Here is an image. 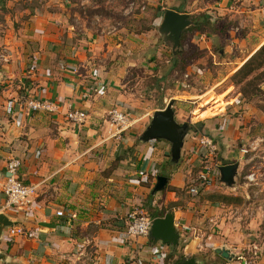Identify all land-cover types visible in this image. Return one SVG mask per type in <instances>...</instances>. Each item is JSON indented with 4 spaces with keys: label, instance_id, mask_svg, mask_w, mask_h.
<instances>
[{
    "label": "crops",
    "instance_id": "1",
    "mask_svg": "<svg viewBox=\"0 0 264 264\" xmlns=\"http://www.w3.org/2000/svg\"><path fill=\"white\" fill-rule=\"evenodd\" d=\"M60 1L59 7L66 10L63 3L67 0ZM146 1L156 7L159 19L164 9L186 14L201 10L197 3L227 13L235 8H264V0H174V5L167 6L162 5L167 0ZM192 5L196 9L188 11ZM123 7L122 13L127 14V2ZM29 19L26 24L34 33L24 36L31 47L27 54H22L20 38L8 29L0 35L7 57L0 65V189L6 160L17 157L18 179L35 184L36 192L24 210L4 209L0 192V213L23 231L7 239V228L1 230L0 264H175L190 257L194 264H264V228L257 241L245 242L236 231L229 237L210 232L186 237L188 231L179 230L181 225H187L189 231L194 228L196 217L188 208L185 185L203 161L193 152L200 132L188 129L187 123L177 118L186 114L193 122H209L205 124L207 133L220 139L219 147L226 146L237 138L224 114L232 103L223 111L194 118V108L185 112L173 99L174 121L186 124L179 158L173 162L167 140H138L152 111L162 107L135 110L136 102L120 91L116 70H106V65L90 61L87 53L70 46L72 25L61 24L63 19L54 11ZM61 43L70 49H61ZM25 87L38 98L59 101L57 111L20 110L13 100ZM68 103L86 114L79 127L64 118ZM114 105H121L135 119L120 133H113L105 116ZM159 175L166 177V182L153 192ZM133 208L143 209L150 218L172 213L178 242L171 247L153 242L148 233L127 236L125 216ZM58 209L61 216L55 214ZM217 248L226 249L229 258L215 252Z\"/></svg>",
    "mask_w": 264,
    "mask_h": 264
},
{
    "label": "rangeland",
    "instance_id": "2",
    "mask_svg": "<svg viewBox=\"0 0 264 264\" xmlns=\"http://www.w3.org/2000/svg\"><path fill=\"white\" fill-rule=\"evenodd\" d=\"M132 1L130 11L123 14V2ZM79 2L83 0H67L63 3L66 10H62L60 0H0V35L8 29L13 37L20 38L22 54H27L31 47L24 36L34 33L26 24L29 17L54 11L63 19L61 24L72 25L70 46L87 53L90 61L106 65V70H116L120 91L136 102L135 110L163 107V98L170 97L185 112L194 108L192 116L200 118L210 116L209 111H223L231 102L224 114L230 118L227 124L237 138L226 146L219 147L220 139L207 133L205 124L209 122H193L186 114L177 118L187 123L188 129L196 128L200 135L209 137L216 147L214 155L207 162L202 159L185 185L186 193L191 186L197 188L195 194H186L188 208L196 217L186 237L198 232L229 237L236 231L242 242L257 241L264 228V81L258 82L260 92L245 86L242 93V83L233 84L230 76L264 41V8H235L227 13L197 3L201 10L188 15L204 14L209 24L185 31L177 51L180 55L174 59L157 31V9L146 0H84L82 6ZM175 2L167 0L162 5ZM193 7L188 11L196 9ZM61 45L65 51L70 49L67 43ZM185 70L193 72L189 88L181 86L180 74ZM221 163L237 164L232 186H224L218 175L211 173L212 184L199 188L198 172L205 166L213 172Z\"/></svg>",
    "mask_w": 264,
    "mask_h": 264
},
{
    "label": "built area",
    "instance_id": "3",
    "mask_svg": "<svg viewBox=\"0 0 264 264\" xmlns=\"http://www.w3.org/2000/svg\"><path fill=\"white\" fill-rule=\"evenodd\" d=\"M84 2V0H83ZM83 2H79V5H83ZM133 5L132 2H127V8L130 10ZM142 4L139 8L143 9ZM202 39V35H199ZM7 57L3 46L0 44V65L6 62ZM192 72V71H191ZM191 72L188 70L183 71L180 74L181 86L184 88H189V82L191 78ZM193 73V72H192ZM26 91H22L18 97H16L13 102L18 106L20 110H25L27 112H56L59 101H53L46 98H38L34 94L29 92V88L25 87ZM170 97H164V105L170 100ZM163 105V106H164ZM107 122L113 127V133H120L128 128H130L135 119L121 105H114L108 108L105 112ZM65 120L75 127H79L83 124L86 114L84 111L74 108L70 103L67 104L66 110L64 112ZM194 154L207 162L208 159L215 153V144L207 136H199L195 141ZM20 166V160L17 157H10L6 160L4 164V179L1 185L0 192L4 200V209L14 208L17 210H24L29 207L32 202L35 192V184H24L18 179L17 170ZM205 170H200L197 174V185L199 188L206 189L212 184L213 176L211 173L216 175L217 168L213 172H210L207 166ZM215 171V172H214ZM190 194H195L197 192L196 187H189L187 190ZM153 202H151V205ZM57 216L62 215V210L58 209L55 211ZM151 218L147 215L146 211L141 208H133L125 216V234L129 237L146 236L148 233ZM180 231H188L187 225H181ZM23 233L19 226H10L5 231V236L7 239L19 236ZM255 251L256 248L254 247Z\"/></svg>",
    "mask_w": 264,
    "mask_h": 264
},
{
    "label": "water",
    "instance_id": "4",
    "mask_svg": "<svg viewBox=\"0 0 264 264\" xmlns=\"http://www.w3.org/2000/svg\"><path fill=\"white\" fill-rule=\"evenodd\" d=\"M189 24L190 19L186 13H180L172 9H164L162 11L157 31L161 35L162 41L169 46L172 54L179 50V35ZM219 52L222 53L221 50ZM172 105L173 99H170L162 108L152 111L149 122L139 134L138 140L146 141L154 138L167 140L170 144V159L176 162L179 158V149L182 144L186 124H178L174 121ZM236 167V163L218 165L219 182L227 187L232 186ZM165 182L166 177L161 175L157 176L153 186V192L162 189ZM13 225H15L13 221H10L6 215L0 213V232L3 228H8ZM148 235L153 242L160 241V243L173 247L178 242V231L173 224L172 213L151 218ZM215 252L225 258H229L228 252L224 248H217ZM175 264H194V258H185Z\"/></svg>",
    "mask_w": 264,
    "mask_h": 264
},
{
    "label": "trees",
    "instance_id": "5",
    "mask_svg": "<svg viewBox=\"0 0 264 264\" xmlns=\"http://www.w3.org/2000/svg\"><path fill=\"white\" fill-rule=\"evenodd\" d=\"M188 18L190 19V24L181 31L179 35V44H181L185 31L198 30L202 24H209V20L204 14H198L195 17L188 15ZM179 55L180 51H176L173 54V58L176 59ZM230 79L233 84L242 83V93L246 92L245 86H251L254 91L257 92L261 91L258 82L264 81V41L252 51V53L241 63L239 67H237V69L231 74Z\"/></svg>",
    "mask_w": 264,
    "mask_h": 264
}]
</instances>
